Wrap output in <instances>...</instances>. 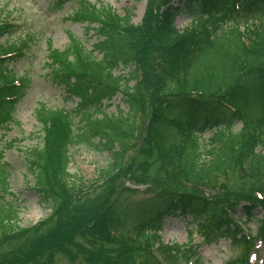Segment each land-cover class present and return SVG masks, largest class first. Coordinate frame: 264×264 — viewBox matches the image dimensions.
<instances>
[{"label":"trees","instance_id":"trees-1","mask_svg":"<svg viewBox=\"0 0 264 264\" xmlns=\"http://www.w3.org/2000/svg\"><path fill=\"white\" fill-rule=\"evenodd\" d=\"M181 12L191 21L182 31L173 24ZM74 17L97 42L87 49L70 35L64 49L51 50L64 71L60 83L78 98L79 124L68 111L36 109L44 135L26 151V164L50 215L27 227L18 224L4 159L11 143L0 148V264H203L191 240L167 244L156 236L166 217L185 215L204 243L228 238L242 246L225 264H251L253 242L264 239V0H147L137 24L130 13L81 0ZM16 31L0 20V132L16 122L27 88L7 68L20 49L1 41ZM120 65L126 76L113 74ZM117 93L127 112L105 113L104 102ZM253 103L259 114L248 118ZM139 112L145 122L134 142ZM80 143L100 146L111 159L91 189L68 171L69 148ZM228 173L231 183L218 181ZM125 180L157 191L143 212H121L122 192H135ZM249 221L252 235L243 230Z\"/></svg>","mask_w":264,"mask_h":264},{"label":"rangeland","instance_id":"rangeland-1","mask_svg":"<svg viewBox=\"0 0 264 264\" xmlns=\"http://www.w3.org/2000/svg\"><path fill=\"white\" fill-rule=\"evenodd\" d=\"M79 1L81 0H0V20L14 22L17 27V31L12 36L6 35L1 41L20 49L19 54L9 61L7 68L15 78L25 82L27 86L16 105L14 120L17 123L10 122L9 129H2L0 132L4 134L0 148L7 142L11 143L10 148H4V159L9 164V185L14 197L17 198L18 224L21 227L30 226L50 215L49 207L39 200L35 189L32 188L34 181L27 171L26 164V151L34 146H40L44 135L43 126L35 118L36 109L44 104L46 107L68 111L75 123L79 124L75 113L78 99L60 83L64 71L60 65H54L59 60L51 50L64 49L69 43L70 35L76 36L87 49H91V45L96 43V34L92 30H86L87 23L74 17ZM86 2L109 6L120 16L130 13L133 24L141 22L147 7V0H86ZM175 24L181 30L188 27L191 21L186 12H181L176 17ZM94 53L98 58L101 57L97 51ZM128 72L129 69L122 65L113 70L115 76H126ZM132 85L133 81H130L128 86ZM121 100V93H117L110 101H105L104 112L113 115L120 110L123 113L127 112ZM258 114L259 104L253 103L249 108L248 118H254ZM144 122L145 113H137L134 142L139 141ZM240 127L241 124L237 123L233 130L237 131ZM208 135L209 133H205L203 136ZM69 157L68 171L74 181L81 180L85 189H91L97 184L95 180L97 171L106 167L111 161L108 152L102 150L100 146L93 148L84 143L71 146ZM129 162L127 156L125 165ZM232 180L230 173L218 176L219 182L231 183ZM123 186L135 189L133 193L127 190L122 192L120 209L124 215L143 212V208H148L157 192L151 190L149 184L132 183L129 180H125ZM205 192L208 196L214 195L213 190H205ZM237 215L240 216V213L238 212ZM254 216L258 217L259 212L256 211ZM243 228L245 232L250 230L252 235L256 223L249 221ZM156 236L167 244H184L191 240L192 244L199 245L198 252L203 264H225L228 260L238 258L243 252L241 245L232 243L228 238H222L216 243H204L203 235L196 229L190 215H185L183 218L166 217L163 229L157 232ZM253 243L248 252V261L251 264H264V239H257ZM184 263L182 260L179 264ZM52 264L89 263L81 259L74 262L57 259Z\"/></svg>","mask_w":264,"mask_h":264}]
</instances>
